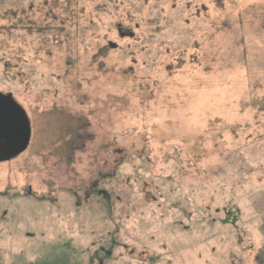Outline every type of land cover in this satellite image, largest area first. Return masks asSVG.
<instances>
[{"label":"rangeland","instance_id":"obj_1","mask_svg":"<svg viewBox=\"0 0 264 264\" xmlns=\"http://www.w3.org/2000/svg\"><path fill=\"white\" fill-rule=\"evenodd\" d=\"M0 94V264H264V0H0Z\"/></svg>","mask_w":264,"mask_h":264},{"label":"water","instance_id":"obj_2","mask_svg":"<svg viewBox=\"0 0 264 264\" xmlns=\"http://www.w3.org/2000/svg\"><path fill=\"white\" fill-rule=\"evenodd\" d=\"M30 121L10 94H0V163L23 153L30 142Z\"/></svg>","mask_w":264,"mask_h":264},{"label":"flooded vegetation","instance_id":"obj_3","mask_svg":"<svg viewBox=\"0 0 264 264\" xmlns=\"http://www.w3.org/2000/svg\"><path fill=\"white\" fill-rule=\"evenodd\" d=\"M116 31H117V34H119L121 37L122 36H127V37H132L133 36V33L132 32H130L127 29H123L120 26H117L116 27ZM106 46L107 47H110V48L114 47L113 44H110V43H109V45H106Z\"/></svg>","mask_w":264,"mask_h":264},{"label":"trees","instance_id":"obj_4","mask_svg":"<svg viewBox=\"0 0 264 264\" xmlns=\"http://www.w3.org/2000/svg\"><path fill=\"white\" fill-rule=\"evenodd\" d=\"M18 259H19V257H16V258L14 259V260H16V263H17V264H19Z\"/></svg>","mask_w":264,"mask_h":264}]
</instances>
